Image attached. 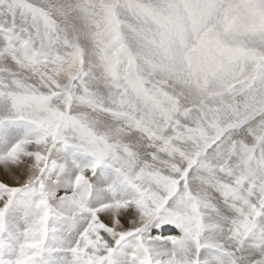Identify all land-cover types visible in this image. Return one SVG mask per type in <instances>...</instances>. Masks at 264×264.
I'll use <instances>...</instances> for the list:
<instances>
[{"label":"snow or ice","instance_id":"6c2138e0","mask_svg":"<svg viewBox=\"0 0 264 264\" xmlns=\"http://www.w3.org/2000/svg\"><path fill=\"white\" fill-rule=\"evenodd\" d=\"M0 264H264V0H0Z\"/></svg>","mask_w":264,"mask_h":264}]
</instances>
